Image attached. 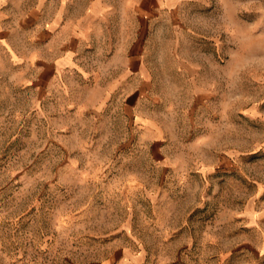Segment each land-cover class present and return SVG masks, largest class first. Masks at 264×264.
<instances>
[{
  "label": "rangeland",
  "instance_id": "rangeland-1",
  "mask_svg": "<svg viewBox=\"0 0 264 264\" xmlns=\"http://www.w3.org/2000/svg\"><path fill=\"white\" fill-rule=\"evenodd\" d=\"M135 27L125 72L118 39L0 56V264H264V0Z\"/></svg>",
  "mask_w": 264,
  "mask_h": 264
},
{
  "label": "crops",
  "instance_id": "crops-1",
  "mask_svg": "<svg viewBox=\"0 0 264 264\" xmlns=\"http://www.w3.org/2000/svg\"><path fill=\"white\" fill-rule=\"evenodd\" d=\"M158 5L159 0H0V56H26L28 82H36L37 40H47V63L40 69L57 78L77 56L92 53L90 40L108 48V40L118 39L123 71H129L131 40L139 37L133 23L146 22Z\"/></svg>",
  "mask_w": 264,
  "mask_h": 264
}]
</instances>
